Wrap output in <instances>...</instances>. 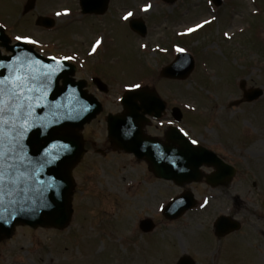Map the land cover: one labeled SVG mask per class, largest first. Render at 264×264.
<instances>
[{"label": "rangeland", "instance_id": "rangeland-1", "mask_svg": "<svg viewBox=\"0 0 264 264\" xmlns=\"http://www.w3.org/2000/svg\"><path fill=\"white\" fill-rule=\"evenodd\" d=\"M26 1L0 0V23L13 41L17 35L28 36L38 40L46 54H79L85 63L76 78L87 80L94 72L110 87L106 95L93 92L104 111L84 132L89 152L75 171L70 225L63 231L18 227L12 238L0 244V264H176L188 253L197 264H264V96L251 104L228 107L241 99L242 79L247 87L264 91V0H224L221 8L210 7L209 0H178L170 5L162 0H113V7L126 10L114 9L117 15L111 11L109 21H100L101 26L110 23L104 33L108 41L103 54L92 58L89 47L103 33L97 19L86 17L83 27L87 29L81 34L69 27L76 22L58 23L46 32L36 27L34 18L53 12L47 8L73 6V0H44L45 8L37 4L23 16ZM146 2L152 3L147 11ZM127 10L147 24L146 37L140 39L129 22L118 20ZM206 19L211 21L206 28L185 39L176 37L177 31ZM187 20L191 22L186 26ZM237 21L238 27L233 28ZM176 45L194 54L198 63L194 73L185 82L154 81L161 66L176 56ZM140 80L155 83L169 103L164 121L172 119L173 107H180L189 116L183 127L206 146L227 154L225 159L238 168L236 180L226 190L195 186L204 206L178 221L166 220L160 210L180 191L154 178L134 157L109 151L106 115L122 111L117 98L125 85ZM159 127L152 132L165 129ZM220 139L229 143L221 147ZM221 215L235 217L242 222L240 234L257 239L249 243L232 235L218 240L212 230ZM146 217L157 225L154 234L138 233V224Z\"/></svg>", "mask_w": 264, "mask_h": 264}, {"label": "water", "instance_id": "water-1", "mask_svg": "<svg viewBox=\"0 0 264 264\" xmlns=\"http://www.w3.org/2000/svg\"><path fill=\"white\" fill-rule=\"evenodd\" d=\"M166 1L173 3L176 0ZM89 10L92 8L89 7ZM46 25L51 26L49 22H46ZM132 27L138 31L144 29L138 24H133ZM0 40L4 41L5 46V42H9L4 38L1 27ZM8 50L14 53L12 57H20L18 64L41 61L23 45L8 47ZM25 50L29 52L27 53ZM0 59H3L5 63L11 62L4 57H0ZM43 64L52 68L58 67L47 61ZM33 67L40 72L47 71L40 64H33ZM193 67L190 56L181 55L175 63L163 70L162 75L169 78L186 79ZM57 72H61V68ZM57 72L54 73L48 85L47 92H51L50 100L52 101L50 103L40 102L33 113L32 122L38 126L32 127L29 131L30 134L26 141L28 149H25V154L31 161L26 171V175L30 178L21 184V187L26 188L27 191L19 193L18 198L14 199L20 201L18 208L12 207V204H4V210L7 214L0 216V240L9 237L15 225L18 224H27L34 228L41 225L64 229L71 220L73 213L71 196L74 189L71 170L80 161L83 154L82 143L77 136V130L91 122L101 108L93 99L81 92V86L74 88L79 90L82 100H75L76 89L72 87L74 84L68 79L66 73L60 76ZM0 73L8 74L4 69H0ZM61 77L65 79L64 88L57 89V83ZM261 95V91H251L246 93V98L248 101H252ZM136 99L141 100V106L135 103ZM124 107L126 113L109 118V133L112 143L119 149L135 154L139 159L146 158L150 170L157 177L173 180L182 185L201 179L198 168L202 159L206 163L215 164V159L210 155L197 151L191 155L190 159L195 160L191 161V165L187 167L188 160L182 158V151L170 150L167 147L154 149L155 146L148 144V139H143L141 117L138 112L144 109L146 113L151 114L153 110L162 111L164 108L155 94L144 93L142 90L130 92L125 97ZM173 135L177 139V135ZM63 145H70L71 151L64 150ZM203 156L205 157L202 158ZM49 161L52 162V167H47ZM185 165L186 167H184ZM192 198V196H187L177 200L167 207L165 215L171 219L181 216L187 209L193 207ZM8 200L5 197V202ZM21 203L24 206V211L18 210ZM13 211H15L14 216L12 215ZM218 222L216 227L218 235H223L229 231V226L224 225L222 220ZM141 227L144 231H151L152 229L149 222H143ZM178 264L194 263L190 259L183 258Z\"/></svg>", "mask_w": 264, "mask_h": 264}, {"label": "snow or ice", "instance_id": "snow-or-ice-1", "mask_svg": "<svg viewBox=\"0 0 264 264\" xmlns=\"http://www.w3.org/2000/svg\"><path fill=\"white\" fill-rule=\"evenodd\" d=\"M211 2L212 0H209V3ZM151 7V4H148L144 10L147 11ZM67 14L68 10L63 13H57L58 16ZM132 16V12H127L123 19L129 20ZM210 22L206 19L186 31L187 33H192ZM225 35L227 36L228 33H225ZM15 40L31 44L38 43L31 37L21 35H17ZM101 43V39L95 41L92 46L93 53L97 51ZM178 51L184 52L185 49L181 48ZM2 56L3 52L0 51V57ZM7 59L11 62L5 63L3 59H0V69H4L8 73L7 75L0 73V205L5 203V197H11L13 193L19 195V193L27 191L26 188L21 187V184L30 178L26 175V171L31 161L25 154L23 141L31 128L38 126L32 122L35 107L39 106V102L47 95L48 85L54 73L63 66L52 68L49 65H44L42 61L18 64L20 57H8ZM51 59L56 60L57 57H52ZM60 59L65 61L74 60L75 56H64ZM33 64H40L47 71L40 72V70L33 67ZM127 87L132 91L142 89L143 85L134 83ZM162 123L163 121H161ZM179 131L185 136L188 135L183 128L179 129ZM191 144L197 145L199 141L192 140ZM62 148L71 151L70 145H63ZM7 203L11 205L20 203V201L9 199ZM207 203L208 201L206 200L205 204ZM203 206L201 205V207ZM18 210H25L22 203ZM12 215H15V211H13Z\"/></svg>", "mask_w": 264, "mask_h": 264}, {"label": "flooded vegetation", "instance_id": "flooded-vegetation-1", "mask_svg": "<svg viewBox=\"0 0 264 264\" xmlns=\"http://www.w3.org/2000/svg\"><path fill=\"white\" fill-rule=\"evenodd\" d=\"M76 0H73V2H75ZM112 1L113 0H108V9L107 11L103 14V15H97V16H85L81 13V10H80V14H78L76 17L74 16V14L72 13V11L68 10V14L67 15H63L64 17V22L65 23H74V22H83L84 19L86 17H91V18H96L98 20V22L102 21V20H107L109 21V16L111 14V11H112V7H113V4H112ZM76 4L79 6V0L76 1ZM65 7H68V9H70L69 5H65ZM80 8V6H79ZM60 16H57V20L59 19ZM101 23V22H100ZM104 25L101 26V29L104 31V33H106L109 25L108 23H105L103 22ZM98 35H96L97 37ZM95 37V38H96ZM106 37V35H104V38ZM77 57H79L80 55L79 54H76ZM93 79V78H92ZM92 81V80H91ZM87 88L89 91L91 92H97V89H96V86L93 84V82H89L88 81V84H87ZM153 128V124L150 122V124L145 128V133L148 134V136H152V137H155L161 141H164L165 140V135H166V130L165 129H162V130H157V132H152V129ZM93 146L95 145L94 143H92ZM226 162V161H225ZM233 166L236 167V165L233 164Z\"/></svg>", "mask_w": 264, "mask_h": 264}, {"label": "bare ground", "instance_id": "bare-ground-1", "mask_svg": "<svg viewBox=\"0 0 264 264\" xmlns=\"http://www.w3.org/2000/svg\"><path fill=\"white\" fill-rule=\"evenodd\" d=\"M189 22H191V20L184 21L183 24H185L187 26L189 24Z\"/></svg>", "mask_w": 264, "mask_h": 264}]
</instances>
